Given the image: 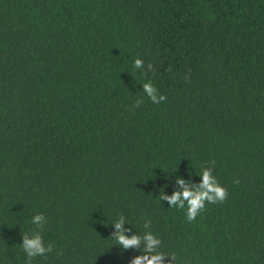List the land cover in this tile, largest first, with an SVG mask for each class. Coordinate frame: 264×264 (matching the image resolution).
<instances>
[{"label":"trees","instance_id":"1","mask_svg":"<svg viewBox=\"0 0 264 264\" xmlns=\"http://www.w3.org/2000/svg\"><path fill=\"white\" fill-rule=\"evenodd\" d=\"M201 166L228 197L189 222L159 193ZM38 213L32 264H129L120 215L176 264H264V0H0V264Z\"/></svg>","mask_w":264,"mask_h":264},{"label":"clouds","instance_id":"2","mask_svg":"<svg viewBox=\"0 0 264 264\" xmlns=\"http://www.w3.org/2000/svg\"><path fill=\"white\" fill-rule=\"evenodd\" d=\"M145 63L142 59L134 60V68L143 70ZM147 70L152 71L153 65L147 64ZM185 81H189L190 77L186 74ZM142 90L147 98L154 104H159L166 100V97L159 93L158 89L149 80L142 84ZM143 103L142 98H138L132 105V109L139 107ZM214 165V161L212 162ZM199 183H193L176 177V188L171 195H167L162 191L159 193L161 201H167L168 205L177 209L185 210L186 219L189 222L205 210L206 204H217L224 202L228 197V191L221 186L213 175L211 167L201 166L199 175ZM238 183L239 181H234ZM31 223L35 225L31 235L25 233L22 235V243L20 244L26 255L25 264H32V260L38 256H45L53 251L51 244L45 245L42 232L47 223V217L43 213L35 214ZM126 219L123 215L111 224L114 231L111 238L116 241V245L121 246L123 250H139L140 255L134 256L129 264H176L177 257L175 254H165L159 251L161 240L150 231H146L143 235L131 233V228L124 227ZM151 221L146 220L144 228H150ZM62 253H58L60 255ZM167 258V259H166Z\"/></svg>","mask_w":264,"mask_h":264}]
</instances>
